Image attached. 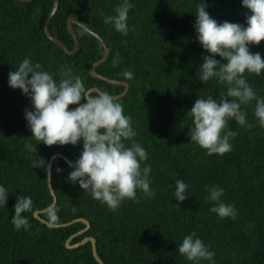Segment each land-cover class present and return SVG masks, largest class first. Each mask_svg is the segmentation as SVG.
Instances as JSON below:
<instances>
[{
    "label": "trees",
    "instance_id": "obj_1",
    "mask_svg": "<svg viewBox=\"0 0 264 264\" xmlns=\"http://www.w3.org/2000/svg\"><path fill=\"white\" fill-rule=\"evenodd\" d=\"M128 2L133 7L128 13L127 35L104 22L116 14L114 9L123 0H60L49 27L53 36L73 51L75 43L67 22L75 14L107 44L109 57L97 72L129 84L127 94L116 101L122 104L124 115L131 117L136 133L133 140L146 150L148 158L141 162V168L151 166L148 179L155 193L148 197L137 190L136 200L125 199L118 209L110 210L78 183L69 181L74 169L57 157L52 166L57 225L88 220L90 228L77 235L86 228L85 223L49 227L32 212L22 214L29 228L17 230L11 223L17 198L31 197L37 211L53 203L48 174L43 168H33L34 153L25 145L37 147L36 158L49 165L57 154L75 163L83 144L48 147L31 138L25 110L32 111L33 106L28 96L9 87V72L29 59L52 74L57 83L63 69L71 71L73 78L79 76L89 90L99 88L118 96L125 87L90 75L105 49L81 26H74L80 42L76 55H69L50 40L45 23L54 0H0V187L8 195L7 205H0V264H99L91 241L69 249L66 242L71 237V245L94 238L104 264H192L178 252L183 238L192 233L215 254L212 260L199 264H264V127L255 117L256 100L241 105L245 125L231 120L221 133H237L229 140L232 150L223 156H209L191 142L193 122L187 115L198 98L212 96L219 101L228 89L216 77L203 84L197 76L203 57L210 55L197 39V5L206 3V11L218 23L228 21L245 27L248 10L242 0ZM249 50L264 58V41L249 45ZM117 54L119 60L114 65ZM214 58L224 62L219 56ZM125 71H132L133 78L125 79ZM245 79L257 98H264V71L259 76L246 72ZM75 107L78 105L69 106L70 110ZM124 143L131 147L132 141ZM176 180L187 185L189 198L183 202L175 200ZM213 187L223 190L220 202L234 207V219L220 218L210 211L217 204L206 199ZM39 216L48 221L46 215Z\"/></svg>",
    "mask_w": 264,
    "mask_h": 264
},
{
    "label": "clouds",
    "instance_id": "obj_2",
    "mask_svg": "<svg viewBox=\"0 0 264 264\" xmlns=\"http://www.w3.org/2000/svg\"><path fill=\"white\" fill-rule=\"evenodd\" d=\"M242 6L250 13H246V27L228 21L218 23L206 11V3L197 5V39L210 53L203 57L204 63L197 76L203 84L216 77L220 83L228 85L226 97L220 96L219 101L212 96L198 98L187 113L193 122L191 142L206 150L209 156H223L232 150L229 140L237 133L231 130L224 135L221 133L228 129L231 120L241 126L246 124V113L241 111V105L256 100L255 117L264 127V98H257L245 79L246 72L259 76L264 71V58L260 53L253 54L249 50V45L258 46L264 41V0H242ZM132 7L128 0H123L114 9L116 14L105 18V24L114 25L117 32L127 35L128 13ZM216 56L224 62L216 60ZM118 60L119 54L113 64ZM59 75L61 79L57 83L52 74L29 59H24L17 69L9 72V87L28 96L33 106L32 111L25 110L31 138L48 147L76 146L82 142L80 158L69 165L74 170L68 180L78 183L83 191H89L95 200L106 204L110 210L118 209L125 199L136 200L137 190L148 197L154 196L148 179L151 166L141 168V162L148 158L146 150L133 140L136 133L131 127V117L124 115L122 104L107 92L93 95L79 76L73 78L71 71L61 69ZM123 76L130 80L134 73L125 71ZM70 105L78 107L70 110ZM124 141H132L131 147ZM25 148L34 153L33 168H43L50 176V165L43 158H36L37 147L26 144ZM186 190L187 185L176 180L175 200L183 202L188 199ZM208 191L206 199L217 202L210 211L220 218L234 219L237 215L234 207L220 202L223 190L213 187ZM7 200L6 189L0 187V205L6 206ZM36 211L31 197L17 198L11 223L17 230L27 229L30 224L22 214L32 212L35 216ZM40 211L46 215L49 227L57 225L58 208L49 205ZM178 252L192 264L212 260L215 255L201 239L196 238L195 233L183 238Z\"/></svg>",
    "mask_w": 264,
    "mask_h": 264
},
{
    "label": "water",
    "instance_id": "obj_3",
    "mask_svg": "<svg viewBox=\"0 0 264 264\" xmlns=\"http://www.w3.org/2000/svg\"><path fill=\"white\" fill-rule=\"evenodd\" d=\"M19 2H30L32 0H17ZM59 1L60 0H54V5H53V8H52V11L50 12L47 20H46V23H45V31H46V34L48 35V37L50 38V40H52L55 44H57L58 46H60L62 49H64L69 55H76L79 51V48H80V42L78 40V37L76 35V32L74 30V26L75 25H79L81 26L84 30L88 31L90 34H92L93 36H95L100 42L101 44L103 45L104 49H105V55L103 56V58L96 62L91 70H90V75L93 77V78H97V79H101V80H104L108 83H111V84H114V85H120V86H124L125 87V91L121 94V95H118V96H113L116 100L125 96L129 90V84L127 82H120V81H116V80H113V79H110L108 77H105V76H102L100 74H98L97 72V68L103 64L109 57V49H108V46L107 44L105 43V41L101 38V36L99 34H97L96 32H94L93 30H91L90 28H88L87 26H85L81 20H80V17L78 15H71L70 18L68 19V29L74 39V43H75V49L73 51H71L68 46L61 40H59L58 38H56L55 36H53V34L50 32V23L53 19V17L55 16L56 12L58 11V8H59ZM92 91V93L96 92H102L99 88H92L90 89ZM57 157H61V158H64L69 164H74L72 163L69 159H67L64 155L62 154H57V155H54L50 162H49V165H50V176L48 175V185H49V189L51 191V194H52V197H53V203L52 205L56 206L57 204V196H56V193L53 189V184H52V166H53V162L54 160L57 158ZM39 214H43L42 211H37L36 214H35V217L37 219H39L41 222L45 223L48 225V221L42 219ZM78 221H81L83 223L86 224V228L81 231L80 233H78L77 235H80V234H83L84 232H86L89 228H90V223L88 220L84 219V218H80V219H76L70 223H67V224H61V225H56L55 227H65V226H69L71 225L72 223L74 222H78ZM73 237H71L67 242H66V246L67 248L69 249H73V248H77L81 245H84L86 244L87 242L91 241L92 242V246H93V253H94V256L96 258V260L98 261L99 264H104V262L102 261V259L98 256V252H97V248H96V240L94 238H91V237H88V238H85L82 242L80 243H77V244H74V245H71V241H72Z\"/></svg>",
    "mask_w": 264,
    "mask_h": 264
}]
</instances>
